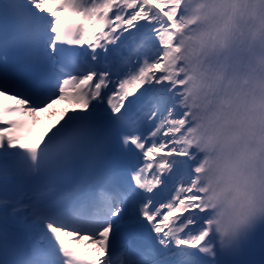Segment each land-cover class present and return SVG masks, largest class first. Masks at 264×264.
Returning a JSON list of instances; mask_svg holds the SVG:
<instances>
[{
	"label": "snow or ice",
	"instance_id": "obj_1",
	"mask_svg": "<svg viewBox=\"0 0 264 264\" xmlns=\"http://www.w3.org/2000/svg\"><path fill=\"white\" fill-rule=\"evenodd\" d=\"M173 2L0 3V97L15 101L0 102V218L33 241L26 257L9 258L5 244L0 264H220L210 238L206 241L207 213L178 159L183 154L170 121L179 113L170 117L164 103ZM14 48L26 55L10 65L7 53ZM122 49L135 59L123 57ZM57 101L78 108L63 114V123L45 133L46 141L22 143L38 114ZM158 113L159 122L145 135L144 119L153 121ZM105 126L119 131V154L131 164L129 176L118 182L105 167ZM93 143L84 174L58 203L49 195L55 181ZM33 181L41 187L30 196L26 189ZM130 234L140 242L116 251Z\"/></svg>",
	"mask_w": 264,
	"mask_h": 264
},
{
	"label": "clouds",
	"instance_id": "obj_2",
	"mask_svg": "<svg viewBox=\"0 0 264 264\" xmlns=\"http://www.w3.org/2000/svg\"><path fill=\"white\" fill-rule=\"evenodd\" d=\"M164 92L216 252L264 228V0H174Z\"/></svg>",
	"mask_w": 264,
	"mask_h": 264
},
{
	"label": "bare ground",
	"instance_id": "obj_3",
	"mask_svg": "<svg viewBox=\"0 0 264 264\" xmlns=\"http://www.w3.org/2000/svg\"><path fill=\"white\" fill-rule=\"evenodd\" d=\"M127 35V33H125ZM121 55L123 57H127L130 60L135 59V55H133L128 49H122L121 50ZM117 61L120 60V57L116 58ZM124 71H126V67L122 69V75L124 74ZM122 77V76H121ZM0 102L7 103L5 98H1ZM12 102V101H11ZM14 104V103H13ZM138 108L140 107L139 105L137 106ZM73 108H78V105H75L69 101H57L56 104L52 105L51 112L47 115L42 116L39 120H37L36 125L34 126V129L32 130L31 134H29L28 138L23 139L21 142L24 144H36L41 142V137H44V140H47V136L45 133L48 135H51V132L49 129L52 131H55V128H53V125L56 127H59V124L57 123L58 121L60 123H63V120L61 117L65 112H71ZM66 119V117H64ZM141 131L147 135L151 131V123L148 121L146 118L144 119L143 122V127ZM182 159V158H178ZM28 192V191H27ZM28 195H33L30 192H28ZM27 202V201H25ZM0 207H4L3 205H0ZM9 208V211H11V205L7 206ZM17 229L19 228L17 225L12 223L10 220L6 223L3 218H0V236L4 237L5 239H8L12 241L13 243H16L17 245H21V247L28 252V254L31 253L32 251V245L33 241H31L28 236L24 237L20 233H25L22 229L21 232H17ZM6 233V236H5ZM208 239H206L207 241ZM195 251V250H193Z\"/></svg>",
	"mask_w": 264,
	"mask_h": 264
},
{
	"label": "rangeland",
	"instance_id": "obj_4",
	"mask_svg": "<svg viewBox=\"0 0 264 264\" xmlns=\"http://www.w3.org/2000/svg\"><path fill=\"white\" fill-rule=\"evenodd\" d=\"M128 51H129V49H128ZM145 87H147V85H145ZM143 91V89H141L140 90V92H142ZM139 92L137 93V96H139ZM2 97H0V99H1ZM129 99H133V98H129ZM162 110H163V105H162ZM51 112V109L49 110V109H46L45 110V112H43V113H40V114H38L39 115V119L42 117V116H44V115H47V114H49ZM166 114V113H165ZM38 119V120H39ZM159 119H160V115H159V113H158V115H157V117H155L154 119H153V121H150V123H151V130H152V125H153V123H158L159 122ZM34 129V127L32 128V130ZM163 131V130H162ZM28 136V135H27ZM26 136V137H27Z\"/></svg>",
	"mask_w": 264,
	"mask_h": 264
}]
</instances>
